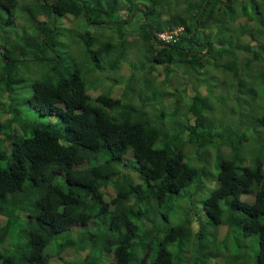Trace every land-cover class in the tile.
Returning a JSON list of instances; mask_svg holds the SVG:
<instances>
[{"label":"trees","instance_id":"1","mask_svg":"<svg viewBox=\"0 0 264 264\" xmlns=\"http://www.w3.org/2000/svg\"><path fill=\"white\" fill-rule=\"evenodd\" d=\"M0 26V264H69L68 248L71 264H264V0H0ZM132 36L142 59L121 96L91 95L87 78L106 59L117 73ZM180 66L192 88L156 89L153 73ZM225 76L252 114L219 131Z\"/></svg>","mask_w":264,"mask_h":264},{"label":"rangeland","instance_id":"2","mask_svg":"<svg viewBox=\"0 0 264 264\" xmlns=\"http://www.w3.org/2000/svg\"><path fill=\"white\" fill-rule=\"evenodd\" d=\"M254 17L261 18L262 16L256 14V16H254ZM248 19H249V17H246L245 19H240L237 24L246 23L248 21ZM63 23H64L65 26H67L69 28H74L77 25V20L76 19H73L71 17H66V19L64 18ZM131 39H130V42L135 47L136 46L138 47V48L137 47L136 48L138 49V52H140L141 53V56H142V50H141V47H140V43L137 41L138 37L132 36ZM94 40H95V46L93 47L92 50L93 51H96L100 47V45H101V43H102L103 40H102V38H100L98 36L96 38H94ZM248 40H249V37H245L243 39V41H248ZM71 49H72V52L74 53V55L77 56V60H78V58L80 59L81 52H83V45H82V43H79V45L72 44L71 45ZM136 56H138V54L136 53V50L133 48V50L130 52L127 60L120 65V68L117 70L118 72L115 73V74H113L109 70L110 69L109 62L111 61V59H106V60L101 61L98 64V70H102V69H105V70L102 71V72L101 71L100 72H97V74H94L90 78H87L88 79L87 80V83L93 82V83L99 85V89L98 90L97 89H90L89 93L91 95H98V94H100V92H101L100 86H102L105 91L107 89H110L111 90V92H110L111 93V97H119V96H121V94H122V88H121V86L122 85H119L118 83H114V78H127V77H129V75L131 73V69L128 66V63L133 62V61H136ZM239 58H241L242 61L245 62V57H244L243 54ZM260 64L263 65L264 63L262 61H260ZM136 65H138V63ZM240 66H242V62L240 63L239 67ZM183 71H184V68H179V69L174 70V72H172V74H170L169 81H167L165 74L159 75L158 74L159 73L158 71L155 72V73H153V75L151 77L153 79L154 85L155 86H158L160 89H162L165 92L171 91V89H177V88L181 89V88H185L187 86L190 89V88H192L191 87V84H190L191 81L187 77L186 73H183ZM257 75L264 76L263 69L260 70L259 72H257ZM227 77H229V78H227ZM95 78H99L100 83H97L96 81H94ZM223 79H226L227 85L221 84L220 85L221 89L215 90V94L218 97L220 96V98L222 99V103H223V108L222 107H219L223 111L221 113V115H223V118L218 121V122H220V125L222 126V127L220 126L218 128L219 131H221L225 125H228L229 126V125L235 124V122L238 121V118H242V117H243L242 119L250 118V114H252L251 108H249L248 106H246V108H243L244 103L241 102V101H244L242 99L245 96L243 93L242 94H239L241 100L239 98L237 99V101L238 102H241V103L235 104L234 100H235V96L237 95V92H236V87L237 86H236L235 81L232 79V77L231 76H225ZM192 82L193 83H196V81H195L194 78H192ZM231 89H233V90H231ZM199 90H200V93L202 95H205L206 94V88L204 86H201L199 88ZM30 91L31 90L29 88V85L26 84V83L25 84H20V85L17 86V92H21V94L19 95V97L25 96L26 95V92H30ZM157 93H158V91H157ZM193 93H194V91L191 89L190 90V94L192 95ZM152 94L150 95V97L152 96ZM213 99H216V98L213 97ZM258 100H259V98H258ZM259 102H260V100L258 102H254V103L259 104ZM18 108L22 111L23 117L26 118V119H28L29 121L33 122L34 124L40 125V124L45 123L46 120L45 119H39L34 114L33 110L30 109V107L28 105H22V106H19ZM230 112L233 113V116H231ZM239 113H241V114H239ZM260 132H261V130H260ZM216 150L217 149H215L213 152L216 155H219V153H217ZM223 150H224V148H223ZM189 151L192 152L193 150H189ZM225 151H226V154H227V149ZM217 163H218V159H217L216 156H214L213 159H212V161L210 162L211 170H208V167L206 166L207 167V172L206 173L208 175V178H206V177L202 178L201 180H203V182L206 179L210 182L212 180V177L213 176H216L217 170H218V167L216 166ZM208 181H205V182L207 183ZM108 193L111 194V192L109 190H108ZM2 221L4 222L5 220L0 217V224L3 223ZM225 230H226L225 228L222 229V233ZM244 240H245V244L247 246L246 252H248L249 254L254 253V251L256 249V244H255L254 239H246V238H244ZM59 241L60 240H57V241H54V242L55 243H58ZM209 249L210 250H213V247L212 248L210 247ZM227 254H229V253H227V252H220V257L218 259H214L213 258V259H210V260L213 262V264H218L220 260L226 262L228 260V258L225 257ZM62 257L64 259H66L63 255H62ZM230 257H232V256L230 255ZM187 259H188V263H190L189 262V258H187Z\"/></svg>","mask_w":264,"mask_h":264},{"label":"clouds","instance_id":"3","mask_svg":"<svg viewBox=\"0 0 264 264\" xmlns=\"http://www.w3.org/2000/svg\"><path fill=\"white\" fill-rule=\"evenodd\" d=\"M238 23V22H237ZM64 24V23H63ZM67 27V26H66ZM184 30H183V28L182 27H179V28H176L175 30H173V31H164V32H161V33H157L156 34V36L158 37V39H160L164 44H167V43H169L170 41H174V37H177V36H179V34L180 33H182ZM97 36L96 35H94V36H92V45H91V49H93V47L95 46V40H94V38H96ZM104 42L102 41V43L101 44H103ZM115 43V42H114ZM116 45H117V47L119 46V43H118V40H117V43H115ZM133 45V44H132ZM83 46H84V43H83ZM84 48H86L85 46H84ZM133 48L136 50V53L138 54V56H136V61H139V60H141L142 59V56H141V54L138 52V50H137V48L133 45V47L131 48L132 50H133ZM98 50V49H97ZM96 50V51H97ZM131 50V51H132ZM130 51V52H131ZM95 52V51H94ZM130 52H129V54H130ZM73 55H74V53H73ZM129 56V55H128ZM128 56H127V58H128ZM74 57L77 59V56L76 55H74ZM127 58H126V60H127ZM78 61V60H77ZM124 63V62H123ZM121 65V64H120ZM174 67H175V65H173ZM179 68H183V66H180V67H178V68H175L174 70H176V69H179ZM104 71V70H103ZM99 72H100V70H99ZM102 72V71H101ZM157 72V71H156ZM158 72H162V69L160 68L159 70H158ZM113 74H115V73H113ZM132 73H130V75H131ZM130 75H129V77H130ZM129 77H127V78H114V82H121L119 85H122L121 86V88H122V92H123V90H125L124 89V84L126 83V81H127V79L129 78ZM95 81V80H94ZM152 82H153V80H152ZM91 85H92V89H95L96 88V85L97 84H95V83H93V82H91ZM153 86V85H152ZM159 87L158 86H156V89H158ZM153 91L154 92H156V90H155V88L153 87ZM151 95V94H150ZM153 104V106L154 105H157L158 107H159V103H161V102H159L158 100H155V101H151ZM234 102H235V100H234ZM209 158H210V160H212L213 159V156H211V155H209ZM209 168L211 169V167L209 166ZM94 227L95 226H93V230H94ZM78 229H81V227L80 226H78V225H73V226H71L70 228H68V232L69 233H74V232H76ZM78 232V231H77ZM87 252H88V250H87ZM71 253H72V249L71 248H68L66 251H64V252H62L60 255H59V257H56L57 259H58V261H66V262H68L69 264H71L72 262H73V259H74V257L71 255ZM62 255L66 258V259H64L63 257H62ZM112 261V260H111ZM114 262V261H113ZM188 262V261H187ZM14 264H19V261L17 262V263H14ZM146 264H155V262H151V259H147L146 260ZM187 264H189V263H187Z\"/></svg>","mask_w":264,"mask_h":264}]
</instances>
